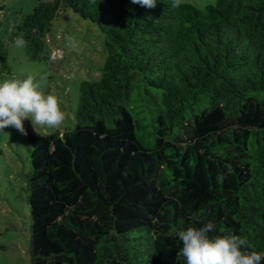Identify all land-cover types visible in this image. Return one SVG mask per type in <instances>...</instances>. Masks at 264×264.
I'll return each instance as SVG.
<instances>
[{
    "label": "trees",
    "instance_id": "trees-1",
    "mask_svg": "<svg viewBox=\"0 0 264 264\" xmlns=\"http://www.w3.org/2000/svg\"><path fill=\"white\" fill-rule=\"evenodd\" d=\"M67 8L107 57L75 128L29 134L31 264H185L176 233L209 221L264 253V0H39L11 39L40 60Z\"/></svg>",
    "mask_w": 264,
    "mask_h": 264
},
{
    "label": "rangeland",
    "instance_id": "rangeland-1",
    "mask_svg": "<svg viewBox=\"0 0 264 264\" xmlns=\"http://www.w3.org/2000/svg\"><path fill=\"white\" fill-rule=\"evenodd\" d=\"M53 1V0H46ZM204 7L218 0H183ZM39 0H0V38L8 47L7 67L0 63V80L36 77L45 94L58 97L65 120L59 128L33 129L25 119L27 135L14 127L0 131V264H31V212L27 174L31 170L28 150L29 134H48L75 128L78 88L83 80H99V66L105 63V34L97 24L84 19L72 9L58 13L46 37V48L40 60L28 58L25 47L17 48L11 33L23 14L30 13ZM75 39L77 50H69L66 37ZM55 56V60L50 57ZM46 77L41 80V77Z\"/></svg>",
    "mask_w": 264,
    "mask_h": 264
},
{
    "label": "clouds",
    "instance_id": "clouds-1",
    "mask_svg": "<svg viewBox=\"0 0 264 264\" xmlns=\"http://www.w3.org/2000/svg\"><path fill=\"white\" fill-rule=\"evenodd\" d=\"M131 3L155 8L157 0H131ZM180 4L181 0H171L172 8H178ZM65 39L69 50H77L78 45L73 37ZM14 45L17 48L25 47L26 41L18 36ZM55 59V56L50 57V60ZM45 78L42 76L40 79ZM65 118L58 97L52 93L45 94L34 75L0 80V131L14 127L21 134L27 135L25 119L30 120L33 129L38 132L37 127L59 128ZM215 227L209 221L202 227L189 226L176 233L183 242L178 255L184 258L185 264H261L264 260V253L248 250L251 246L247 238L232 233L210 236L209 233Z\"/></svg>",
    "mask_w": 264,
    "mask_h": 264
}]
</instances>
